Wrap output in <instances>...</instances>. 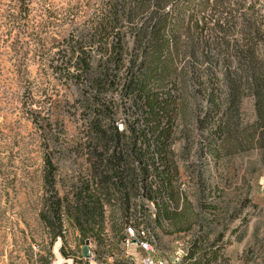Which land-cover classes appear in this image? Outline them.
I'll use <instances>...</instances> for the list:
<instances>
[{
  "label": "trees",
  "instance_id": "obj_1",
  "mask_svg": "<svg viewBox=\"0 0 264 264\" xmlns=\"http://www.w3.org/2000/svg\"><path fill=\"white\" fill-rule=\"evenodd\" d=\"M242 1L103 0L88 21L89 38L67 40L68 56L58 70L75 84L85 119L81 137L69 139L61 112L41 124L48 141L40 218L51 239L63 238L65 217L82 237L100 240L106 211L125 227L175 225L190 204L181 185L184 176L194 179L188 169L198 158V130L207 129L203 146L218 153L247 94L254 99L257 134L264 135V57L258 47L264 22L256 0L245 11ZM234 21L241 41L228 36ZM70 61L72 69L64 64ZM176 139L180 152L173 149ZM69 141L85 150L88 167L72 175L70 189L60 195L52 146Z\"/></svg>",
  "mask_w": 264,
  "mask_h": 264
},
{
  "label": "rangeland",
  "instance_id": "obj_2",
  "mask_svg": "<svg viewBox=\"0 0 264 264\" xmlns=\"http://www.w3.org/2000/svg\"><path fill=\"white\" fill-rule=\"evenodd\" d=\"M250 1H242V11ZM229 2L232 6L236 0ZM102 4L103 0H0V264H84L87 239L101 256L120 258L125 251V225L110 211L105 212L100 240L82 237L65 217L63 238L51 239L40 218L46 189L42 155L48 141L41 124L48 117L54 121L55 112H61L67 139L83 134L85 118L75 102L76 86L60 76L58 67L68 56V39L89 38L88 21L100 13ZM255 8L264 22V0H256ZM233 23L228 36L241 41L239 25ZM261 37L258 47L264 57V34ZM72 62L64 64L72 69ZM232 115L218 153L203 146L207 129L198 130V158L188 169L194 179L184 176L181 185L190 204L177 215L175 225L153 222L147 227L157 254L182 255V264H264V135L257 134L253 97L243 96ZM182 147L176 139L173 149L180 152ZM52 148L55 188L62 195L70 189L72 175L85 173L88 163L85 150L76 151L71 141Z\"/></svg>",
  "mask_w": 264,
  "mask_h": 264
},
{
  "label": "built area",
  "instance_id": "obj_3",
  "mask_svg": "<svg viewBox=\"0 0 264 264\" xmlns=\"http://www.w3.org/2000/svg\"><path fill=\"white\" fill-rule=\"evenodd\" d=\"M117 126L122 128V122ZM182 164L184 163L181 162ZM186 164L188 161L185 162ZM153 209V208H152ZM148 228H136L132 225L125 227L123 245L125 251L122 257L116 254L101 256L96 252L95 245L87 239L83 251L84 264H182V255L165 257L157 254L153 249L154 237ZM133 248V250H131Z\"/></svg>",
  "mask_w": 264,
  "mask_h": 264
}]
</instances>
